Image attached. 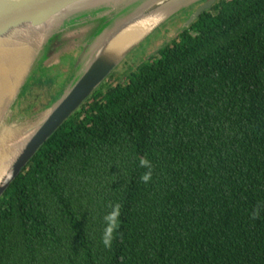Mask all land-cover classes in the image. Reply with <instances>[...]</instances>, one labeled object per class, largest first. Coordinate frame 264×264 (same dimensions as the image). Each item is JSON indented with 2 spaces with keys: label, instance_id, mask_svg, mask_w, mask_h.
Segmentation results:
<instances>
[{
  "label": "trees",
  "instance_id": "16d2710c",
  "mask_svg": "<svg viewBox=\"0 0 264 264\" xmlns=\"http://www.w3.org/2000/svg\"><path fill=\"white\" fill-rule=\"evenodd\" d=\"M0 264H264V0L217 1L96 89L0 198Z\"/></svg>",
  "mask_w": 264,
  "mask_h": 264
},
{
  "label": "water",
  "instance_id": "95a60500",
  "mask_svg": "<svg viewBox=\"0 0 264 264\" xmlns=\"http://www.w3.org/2000/svg\"><path fill=\"white\" fill-rule=\"evenodd\" d=\"M217 1L219 0H0V40L13 37L20 39L34 53L22 82L13 98L3 107L0 118V134L3 130L1 126L4 125L10 127L7 129L13 135L17 134L16 142L11 144L14 152H9L0 173V198L48 139L156 28L183 9L200 3L183 25V28H188ZM146 19L152 21L153 25L143 36L123 49L121 47L109 51L113 41L123 31ZM84 24H96V27L82 45L70 86L49 108L40 112V120L32 128L24 130L25 127L22 126L23 128L18 127L16 131H12V127L6 124V119L21 92L37 71L49 64V57H58L64 52L54 48L63 44L62 38L68 37L74 30L78 33L73 34L76 42L90 34V29L88 32L79 27ZM81 44L78 42L69 45L70 50Z\"/></svg>",
  "mask_w": 264,
  "mask_h": 264
},
{
  "label": "rangeland",
  "instance_id": "374dc122",
  "mask_svg": "<svg viewBox=\"0 0 264 264\" xmlns=\"http://www.w3.org/2000/svg\"><path fill=\"white\" fill-rule=\"evenodd\" d=\"M199 4L200 3H196L183 9L156 28L150 36L138 45L121 62V64H119L112 75L104 81L105 87L108 84L116 85L118 82L127 80V76L135 71L141 63L149 60L150 57L156 54L161 47L176 39L177 35L182 31V29H184L183 25L185 24V21L199 6ZM90 26H86L85 24L83 26H79L83 27L82 29L87 31L90 29V34L83 36L82 39L84 41H78L82 44L78 45L76 48H72L70 50L69 47V45L78 43L75 41L76 39L73 36V34H78L75 32L76 30H74V33L69 34L68 37L62 38L61 42L63 44L61 46L55 45L56 47L54 48L64 50V52H62V54L58 57H49V64L40 68L35 74L36 77L33 78L35 80V78L38 77L40 78L39 81L32 84L33 80L29 83L24 88L23 92H21V95L15 105L13 104L12 110L6 119V124L8 123V125L12 127V131H16L18 127L20 128L22 126L25 127L24 130L32 128V126L40 120V115L42 114H40V112L47 107L49 108L55 100L52 101L51 104H48L49 106L45 108H41L42 105L48 103V101H50L55 95L58 96L60 91L62 94L70 86L75 73L76 61L83 49L82 45H84L86 42L85 40L91 35V32L95 29L96 24L91 26L92 28ZM64 40L66 41L65 43ZM70 74L72 76L68 78Z\"/></svg>",
  "mask_w": 264,
  "mask_h": 264
},
{
  "label": "bare ground",
  "instance_id": "6f19581e",
  "mask_svg": "<svg viewBox=\"0 0 264 264\" xmlns=\"http://www.w3.org/2000/svg\"><path fill=\"white\" fill-rule=\"evenodd\" d=\"M151 23L152 21L146 19L130 26L113 41L109 51L121 47L123 49L135 42L152 27L153 24ZM33 54V50L23 44L20 39L13 37L12 39L0 40V118L3 107L10 98H13L19 83L22 82ZM5 126H1L3 134H0V173L5 166V160L10 153L14 152L11 144L15 143L17 139V134L13 135L7 129L10 127Z\"/></svg>",
  "mask_w": 264,
  "mask_h": 264
},
{
  "label": "clouds",
  "instance_id": "9594fccd",
  "mask_svg": "<svg viewBox=\"0 0 264 264\" xmlns=\"http://www.w3.org/2000/svg\"><path fill=\"white\" fill-rule=\"evenodd\" d=\"M140 166L143 168L148 169L147 172H145L141 179L147 183L149 180H151L152 178V172H151V162L146 158V157H141L140 158ZM258 212V210H257ZM120 205L116 204L113 206L112 211L109 212L105 217V221H106V227L104 230V235H103V244L106 247H110L112 244V240H113V234L114 231L118 228L119 226V217H120ZM257 213H254V215Z\"/></svg>",
  "mask_w": 264,
  "mask_h": 264
}]
</instances>
